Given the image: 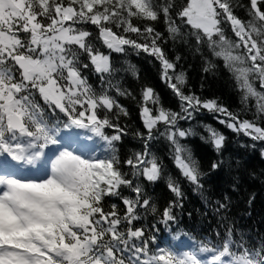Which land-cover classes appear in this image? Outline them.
<instances>
[{"label": "snow or ice", "instance_id": "6c2138e0", "mask_svg": "<svg viewBox=\"0 0 264 264\" xmlns=\"http://www.w3.org/2000/svg\"><path fill=\"white\" fill-rule=\"evenodd\" d=\"M160 20L167 36L154 26ZM169 40L221 58L244 114L186 90L182 57L171 59L165 50ZM129 50L159 63L179 111L164 107L155 89L142 85L138 104L146 131L134 134L142 150L121 159L116 145L128 133L119 119L129 112L119 97L137 98L119 74L137 80L140 74L127 61L115 67L112 57ZM204 63V73L215 67L210 59ZM89 71L99 78L98 89ZM204 112L247 137L251 143L241 146L259 147L264 157V0H0V264H264V242L248 246L230 230L217 232V243L186 248L184 241L157 242L155 225L136 226L139 210L151 200L140 178L155 183L164 174L152 150L161 138L180 177L203 188L205 173L183 141L196 135L191 124L201 123L197 117ZM201 126L207 136L200 139L220 154L225 135ZM223 163L214 161L212 170ZM167 187L176 198L160 223L170 228L183 192L171 176ZM227 207V197L215 203L217 212Z\"/></svg>", "mask_w": 264, "mask_h": 264}, {"label": "trees", "instance_id": "16d2710c", "mask_svg": "<svg viewBox=\"0 0 264 264\" xmlns=\"http://www.w3.org/2000/svg\"><path fill=\"white\" fill-rule=\"evenodd\" d=\"M176 2L183 3L184 0H176ZM234 2L240 4L245 0H234ZM236 11L242 17L246 16L244 9L237 7ZM134 22L145 23L143 20L136 19ZM154 26L167 36L165 21L154 22ZM181 28L184 29V26L181 25ZM226 34L230 39L233 38L230 31ZM93 43L100 47L99 41L93 40ZM165 50L171 59H174L176 55L182 57L180 66L186 71V90L197 92L206 98H219L230 110L244 114V105L240 101V93L236 88L234 77L224 66L221 58L210 56L204 48L196 52L192 46L184 45L179 41L174 43L169 40ZM112 59L115 67H126L125 61H127L135 65L140 74V80L131 73L119 74L122 77V86L131 90L137 98L133 100L131 97H119L120 102L129 112L127 117L121 115L119 119V123L126 127L128 134L116 145L119 156L125 159L132 152L142 150V142L134 134L137 131H146L139 115L140 87L144 84L152 86L159 95L161 104L173 111H179V101L162 82L159 63L153 58L143 53L137 56L129 50L127 55L113 53ZM205 59H210L215 64L209 73L203 72L206 66ZM86 74L89 75L90 82L98 89L99 78L90 71ZM197 120L202 124L213 126L226 137L224 148L220 154H217L210 143L200 139L201 135L207 136L201 123L193 121L191 126L196 135L183 141L192 152L193 158L198 161L201 171L205 173L202 178L203 188L197 189L180 177L169 158L170 146L161 138L154 142L152 150L163 162L164 174L155 183L148 182L143 177L140 178L141 186L151 200L147 210H139L141 220L136 226H143L150 230L155 225L159 229L155 233L157 242L165 244L179 241L217 243L220 237L216 233L219 232L223 236L230 230L235 241L240 242L243 239L248 246H258L264 242V157L261 156L259 147L257 149L242 147L241 145L250 144L251 141L217 123L211 114L204 112L197 117ZM181 126L190 125L188 122L181 121ZM106 132L111 134V130L106 129ZM218 159H223L224 163L221 168L213 171L211 164ZM168 176L180 184L183 192V207L174 210L178 220L170 228L160 223L163 209L176 198L167 187ZM124 194L134 195L128 190H125ZM225 197L228 200L227 209L217 212L216 201L223 202ZM112 202H117L122 209L123 206L119 205L118 201L110 200L109 205ZM152 205L156 207L154 213L151 211ZM172 237H178V239L173 241Z\"/></svg>", "mask_w": 264, "mask_h": 264}, {"label": "rangeland", "instance_id": "374dc122", "mask_svg": "<svg viewBox=\"0 0 264 264\" xmlns=\"http://www.w3.org/2000/svg\"><path fill=\"white\" fill-rule=\"evenodd\" d=\"M189 244H190V243H185L186 248H187V246H188Z\"/></svg>", "mask_w": 264, "mask_h": 264}]
</instances>
